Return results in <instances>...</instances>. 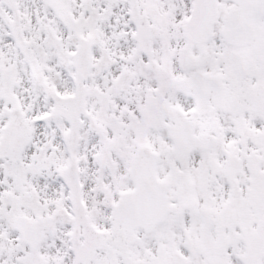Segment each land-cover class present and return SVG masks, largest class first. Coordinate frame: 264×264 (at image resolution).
Wrapping results in <instances>:
<instances>
[{
  "label": "snow or ice",
  "instance_id": "1",
  "mask_svg": "<svg viewBox=\"0 0 264 264\" xmlns=\"http://www.w3.org/2000/svg\"><path fill=\"white\" fill-rule=\"evenodd\" d=\"M0 264H264V0H0Z\"/></svg>",
  "mask_w": 264,
  "mask_h": 264
}]
</instances>
